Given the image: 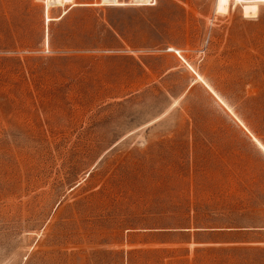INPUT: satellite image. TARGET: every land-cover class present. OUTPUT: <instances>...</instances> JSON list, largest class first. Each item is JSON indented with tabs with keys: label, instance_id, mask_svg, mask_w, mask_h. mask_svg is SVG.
I'll return each mask as SVG.
<instances>
[{
	"label": "rangeland",
	"instance_id": "374dc122",
	"mask_svg": "<svg viewBox=\"0 0 264 264\" xmlns=\"http://www.w3.org/2000/svg\"><path fill=\"white\" fill-rule=\"evenodd\" d=\"M226 10L0 0V264H264V0Z\"/></svg>",
	"mask_w": 264,
	"mask_h": 264
},
{
	"label": "bare ground",
	"instance_id": "6f19581e",
	"mask_svg": "<svg viewBox=\"0 0 264 264\" xmlns=\"http://www.w3.org/2000/svg\"><path fill=\"white\" fill-rule=\"evenodd\" d=\"M54 2H61V3H67V2H71V0H53ZM139 2H143V1H149V0H136ZM242 1V0H240ZM47 3V2H46ZM227 3L228 0H217V9L219 11H225L227 9ZM49 5V3H47V6ZM73 5H76V3H73ZM48 9V8H47ZM243 9H244V13L246 15H250V14H258L259 11V6L257 2H248V3H244L243 4ZM227 11V10H226Z\"/></svg>",
	"mask_w": 264,
	"mask_h": 264
}]
</instances>
